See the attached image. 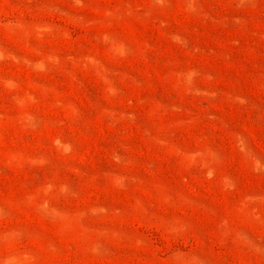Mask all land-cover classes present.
I'll return each mask as SVG.
<instances>
[{
  "label": "rangeland",
  "instance_id": "1",
  "mask_svg": "<svg viewBox=\"0 0 264 264\" xmlns=\"http://www.w3.org/2000/svg\"><path fill=\"white\" fill-rule=\"evenodd\" d=\"M0 264H264V0H0Z\"/></svg>",
  "mask_w": 264,
  "mask_h": 264
}]
</instances>
